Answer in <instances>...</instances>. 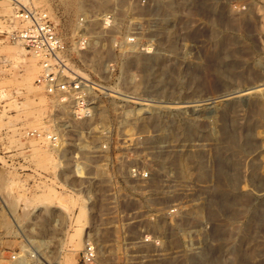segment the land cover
<instances>
[{"label":"rangeland","instance_id":"rangeland-1","mask_svg":"<svg viewBox=\"0 0 264 264\" xmlns=\"http://www.w3.org/2000/svg\"><path fill=\"white\" fill-rule=\"evenodd\" d=\"M33 2L59 20L67 36L78 31L85 12L97 16L116 7L120 21L126 13L142 18L149 32L141 37L153 42L150 54L130 46L83 54L109 92L94 97L89 139L96 147L107 137L138 136L139 159L126 165L149 170L152 179L137 182L133 191L121 182L120 198L146 202L150 194L152 202L175 206L169 216L174 226L185 227L204 251L218 250L221 264H264V0H148L158 8L146 12L140 0ZM13 21L10 0H0V31L12 28ZM88 34L96 35L91 43L107 42L96 20ZM1 39L0 264H17L33 250L46 264H77L87 202L80 192L61 189L58 175L76 181L55 144L26 133L55 134L59 117L73 127L79 122L68 105L35 84L37 58ZM9 47L21 49V61L13 63ZM251 86L256 88L236 97L223 94ZM111 180L106 188L115 184ZM224 191L228 203L221 201ZM81 206L86 209L79 221L81 246L73 252L68 236ZM184 259L164 258L159 264H184Z\"/></svg>","mask_w":264,"mask_h":264},{"label":"built area","instance_id":"built-area-1","mask_svg":"<svg viewBox=\"0 0 264 264\" xmlns=\"http://www.w3.org/2000/svg\"><path fill=\"white\" fill-rule=\"evenodd\" d=\"M10 2L14 26L0 31L1 40L19 44L37 58L40 71L35 77V84L61 104L68 105L69 114L79 122L78 127H73L59 117L55 122V134L36 130L26 133L55 144L58 158L70 162L68 164L76 181L71 183L58 175L61 189L80 192L87 202L89 218L77 264H159L164 258L196 255L201 247L199 243L192 241L185 227L181 224L174 226L169 218L176 211L175 206L149 202L150 194H147L149 199L146 202L130 197L121 199L118 194L121 182L133 191L137 182L151 179L149 170L138 165H126L139 159V137H107L96 147L89 139L91 121L95 116L94 97L109 92L94 78L96 70L92 63L85 61L83 54L95 47L119 50L128 46L137 52L150 54L153 42L150 38L141 37L147 31L142 26V18L126 13L120 21L116 7L108 8L97 16L85 12L79 16L78 31L67 36L59 20H54L46 8L35 5L33 0ZM140 4L145 12L153 8L148 0H140ZM95 20L102 38L107 42L91 43L92 37H95L88 33ZM116 27H119V34L112 36L111 31ZM100 61L103 62V58ZM119 168L122 169L119 171ZM115 170H118L119 178ZM92 171H97L98 176H94ZM112 178L115 184L106 188L105 181ZM164 226L171 233H165ZM39 257L38 251H27L17 264H46ZM114 258L122 260L115 261Z\"/></svg>","mask_w":264,"mask_h":264},{"label":"bare ground","instance_id":"bare-ground-1","mask_svg":"<svg viewBox=\"0 0 264 264\" xmlns=\"http://www.w3.org/2000/svg\"><path fill=\"white\" fill-rule=\"evenodd\" d=\"M156 2V1H155ZM154 8L155 9H157L158 7H157V3L154 5V7H153V10H154ZM101 35V34H100ZM94 36H96V35H94ZM96 39V38H95ZM99 41V40H98ZM101 42V41H100ZM21 50V49H20ZM19 49L17 50L16 48H7V52H8V55L11 57V59L13 60V63H18V61L20 60L19 58V56L21 55V51H20ZM100 52V51H99ZM95 55H96V53H95ZM98 55V54H97ZM97 57V56H96ZM94 58V57H93ZM92 58V59H93ZM101 58V57H100ZM100 58H98V59H100ZM95 59V58H94ZM97 59V58H96ZM145 60H146V58H145ZM21 61V60H20ZM95 62H96V60H94ZM93 61V62H94ZM147 61V60H146ZM99 63H100V60H99ZM95 64V63H94ZM126 64V63H125ZM147 64V63H146ZM145 64V67L143 68V65H141V68H143L144 69V72H145V70L147 71V65ZM139 65V66H140ZM126 74V73H125ZM27 79V78H26ZM24 80H25V77H24ZM25 81H27V80H25ZM22 84L23 85H26L25 84V82L23 81V78H22ZM28 82V81H27ZM22 84H20V85H22ZM26 87V86H25ZM24 87V88H25ZM30 88V87H29ZM251 88H256V86H251V87H249V88H243V89H240V90H232V91H228V92H224L223 94H224V96H230V97H236V96H238L240 93H242V92H246L248 89H251ZM26 89V88H25ZM28 89V88H27ZM249 92V91H248ZM222 94V95H223ZM126 95V94H125ZM221 95V96H222ZM129 96V95H128ZM227 97V98H228ZM229 101V100H228ZM232 101H230V103H231ZM229 103V102H228ZM234 103V102H233ZM233 103H231V104H233ZM185 105V104H184ZM99 112H101V111H99ZM123 116V115H122ZM139 116V115H138ZM137 116V117H138ZM140 117V116H139ZM123 126V125H122ZM142 128V127H141ZM140 128V129H141ZM46 134H49V132H46ZM45 138V137H44ZM162 141H164V140H161V142ZM160 141H159V143H161ZM64 153H65V150H64ZM233 155H235V154H233ZM235 163H237V162H235ZM64 164V163H63ZM160 167L161 168H163L164 166L162 165V163L160 164ZM224 167V166H223ZM230 168V167H229ZM92 173H93V175L95 176V175H97L98 176V173H97V171H92ZM233 174V173H232ZM224 175H228L227 173H224ZM229 176V175H228ZM234 176V175H233ZM235 177V176H234ZM233 177V178H234ZM228 178H231V177H228ZM236 178V177H235ZM233 179V180H236V179ZM151 179H152V175H151ZM233 180H231V181H233ZM152 181V180H151ZM169 181V180H168ZM229 182V181H228ZM238 182V181H237ZM237 182H235V183H237ZM176 184V183H175ZM165 185V184H164ZM150 187L152 186V184H150L149 185ZM175 186V185H174ZM232 186V185H231ZM230 186V187H231ZM165 187V186H164ZM166 187H168V186H166ZM172 187H173V185H172ZM236 187H237V185H236ZM175 188V187H174ZM181 188V187H180ZM183 188V187H182ZM185 189V188H184ZM166 190H169V189H166ZM171 190V189H170ZM165 191V190H164ZM178 191V190H177ZM182 191V190H181ZM223 191V190H222ZM169 192V191H168ZM233 192V191H232ZM229 192H221V198H222V203H228V202H230V201H228L229 200V198H228V196H229V194H228ZM219 195V194H218ZM232 196V195H231ZM220 198V199H221ZM146 199V198H145ZM74 201V200H73ZM153 200H151V199H149V202H152ZM155 202V201H154ZM216 205H217V203H216ZM221 206V205H220ZM55 207H60V205H55ZM86 209H84L83 208V206H81L80 207V214H79V216H78V220H77V222H76V226H75V228H74V232H72V233H70L69 234V236H68V238H69V242H73V244H72V247L70 248V250H72L73 252L74 251H77L78 249H80V246H81V243L79 242V240H80V234H81V230H82V228H83V226L82 225H80L79 224V221H81V220H83L84 219V214H85V211ZM89 218V216H87V219ZM74 226V225H73ZM162 229L164 230V232L165 233H171V230H167V227L165 228V227H162ZM224 230V229H223ZM209 233V232H208ZM207 233V234H208ZM214 233V232H213ZM224 234H226L225 232H223ZM212 234V233H211ZM214 235V234H213ZM216 235H219V234H216ZM221 237H222V235H220ZM220 237V238H221ZM207 238V237H206ZM210 238H211V235H210ZM214 238V237H213ZM223 238V237H222ZM217 241H218V238H217ZM204 249V248H203ZM201 247L198 249V253L196 254V255H194V256H189V257H185V259H184V264H201V263H204V264H221V263H223V262H221V261H223V260H221L220 259V257H219V253H218V250H217V252L215 251H212V252H210V253H208V251H204ZM64 258V257H63ZM200 262V263H199ZM59 263V262H58ZM71 264H73V263H71Z\"/></svg>","mask_w":264,"mask_h":264}]
</instances>
